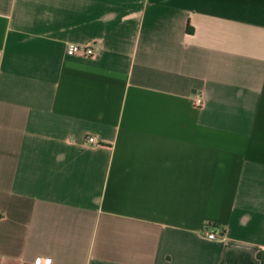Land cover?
<instances>
[{"label":"crops","instance_id":"0c3cea01","mask_svg":"<svg viewBox=\"0 0 264 264\" xmlns=\"http://www.w3.org/2000/svg\"><path fill=\"white\" fill-rule=\"evenodd\" d=\"M39 257L264 264V0H0V264Z\"/></svg>","mask_w":264,"mask_h":264},{"label":"built area","instance_id":"2783aa9c","mask_svg":"<svg viewBox=\"0 0 264 264\" xmlns=\"http://www.w3.org/2000/svg\"><path fill=\"white\" fill-rule=\"evenodd\" d=\"M97 49L98 45L94 41L89 42L88 44H77L69 42L65 46V52L68 55L92 56L97 51ZM193 104H201V96L199 94L193 97ZM86 141L94 142L95 137L92 135H87ZM223 235V230H220L219 233H215L212 230L205 232V236L211 239H222ZM35 264H49V261L47 257H39L37 258Z\"/></svg>","mask_w":264,"mask_h":264}]
</instances>
